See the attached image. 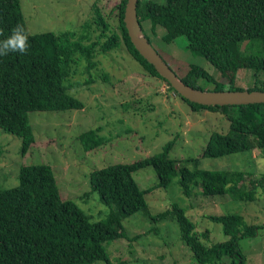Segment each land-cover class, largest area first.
<instances>
[{
    "label": "trees",
    "instance_id": "16d2710c",
    "mask_svg": "<svg viewBox=\"0 0 264 264\" xmlns=\"http://www.w3.org/2000/svg\"><path fill=\"white\" fill-rule=\"evenodd\" d=\"M126 2L120 0L113 7V25L94 4L90 17L77 29L29 34L20 1L0 0V41L7 39L11 29L19 24L25 29L30 45L26 54L0 56V130L21 140V156H25L35 142L28 115L82 110L83 103L69 91L99 79L106 80L108 74L100 68L98 56L123 45L145 76L166 83L168 90L192 112L224 115L228 132L212 133L202 158L249 155L252 150H258L264 158V104L203 106L182 99L132 45L123 22ZM136 13L141 27L142 23H148L153 35L158 27L163 29L160 38L163 43L182 39L186 49L201 55L219 72L216 81L196 65L172 61L165 56L168 63L154 48L179 79L192 88L243 90L235 87L240 70L264 72V0H139ZM80 67L88 78L71 83L72 77L81 73ZM94 70L96 74L92 76ZM200 82L211 88L202 87ZM247 90L264 91V82L256 79ZM100 130H89L77 138L84 152L110 141L100 135ZM176 138L147 158L90 172L87 176L90 191L79 200L87 201L95 195L106 207L105 218L98 222H91L74 202L60 197L49 166L20 168L18 185L0 191V264H94L101 261L110 264L107 244L127 238L122 221L138 212H150L145 192L133 179V174L143 168L151 167L157 187L164 189L178 177L179 190L186 197L197 188L205 198L227 196L234 202L252 203L256 202L258 191L264 193V172L254 179L248 171L189 170L181 165L184 162L197 167L198 159H170ZM163 219L176 221L180 239L196 264H246L239 242L255 237L260 229L240 214L212 216L211 220L221 225L225 239L207 245L208 231H196L179 205L173 204L153 218L154 221Z\"/></svg>",
    "mask_w": 264,
    "mask_h": 264
},
{
    "label": "rangeland",
    "instance_id": "374dc122",
    "mask_svg": "<svg viewBox=\"0 0 264 264\" xmlns=\"http://www.w3.org/2000/svg\"><path fill=\"white\" fill-rule=\"evenodd\" d=\"M19 1L29 34L77 29L90 17L94 4L113 25V7L120 2ZM149 27L148 23H142L143 32L166 61L165 56L172 61L196 65L216 81L219 80V72L201 55L186 49L182 39L165 44L160 40L163 29L158 27L157 33L153 35ZM97 60L103 72L108 74L107 79H99L93 84L80 85L69 91L70 95L83 103L82 110L34 112L28 115L35 142L25 156L20 153L21 140L0 130V191L18 185L20 168L47 165L55 176L60 197L74 202L90 217L91 222H98L105 218L108 211L106 207L95 195L87 201L79 200V197L90 191L87 178L90 172L152 156L175 137L169 157L177 161L198 159L197 167L191 163H181L189 170H242L252 173L254 179L264 172V158L258 150H252L249 155L202 158L209 136L215 132H228L229 125L224 115L209 111L192 112L186 103L168 90L166 83L145 76L123 45L98 56ZM79 71L81 73L72 77L71 83L84 82L88 78L81 67ZM95 74V70L91 71L92 76ZM256 79L264 82V72L240 70L236 75L235 87L247 90L253 87ZM200 85L211 88L203 82ZM96 128H100V135L110 141L105 146L84 152L77 138ZM133 179L139 189L145 192L144 199L150 212H138L122 221L127 238L107 244L110 264H196L180 239L176 221L153 220L173 204L186 211L196 231H208L207 245L225 239L221 225L212 221V216L240 214L247 222L258 225L260 229L257 235L241 240L239 246L246 264H264V193L258 191L256 202L252 203L234 202L227 196L205 198L197 188H193L192 195L186 197L179 190L178 177L166 189L157 187L158 181L151 167L138 170L133 174ZM94 264L107 263L101 261Z\"/></svg>",
    "mask_w": 264,
    "mask_h": 264
},
{
    "label": "water",
    "instance_id": "95a60500",
    "mask_svg": "<svg viewBox=\"0 0 264 264\" xmlns=\"http://www.w3.org/2000/svg\"><path fill=\"white\" fill-rule=\"evenodd\" d=\"M139 0H127L123 22L128 37L138 53L151 64L157 73L170 84L184 100L203 106H241L264 104V91L225 90L208 91L192 88L184 84L162 59L142 30L136 8Z\"/></svg>",
    "mask_w": 264,
    "mask_h": 264
},
{
    "label": "clouds",
    "instance_id": "9594fccd",
    "mask_svg": "<svg viewBox=\"0 0 264 264\" xmlns=\"http://www.w3.org/2000/svg\"><path fill=\"white\" fill-rule=\"evenodd\" d=\"M29 47L28 35L23 26L18 24L11 29V34L7 39L0 41V56L16 52L26 54Z\"/></svg>",
    "mask_w": 264,
    "mask_h": 264
}]
</instances>
